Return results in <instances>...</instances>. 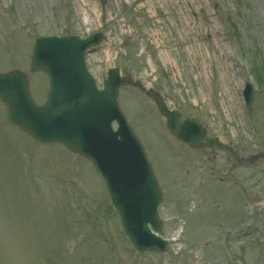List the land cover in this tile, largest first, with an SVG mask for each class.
Returning a JSON list of instances; mask_svg holds the SVG:
<instances>
[{"label": "rangeland", "instance_id": "1", "mask_svg": "<svg viewBox=\"0 0 264 264\" xmlns=\"http://www.w3.org/2000/svg\"><path fill=\"white\" fill-rule=\"evenodd\" d=\"M97 33L106 39L87 64L100 87L119 68L207 137L248 161L264 155V0H0V73H27L43 104L35 35ZM118 100L162 188L169 251L137 254L92 164L35 142L0 102V264H264V159L237 166L228 152L188 148L142 90Z\"/></svg>", "mask_w": 264, "mask_h": 264}, {"label": "water", "instance_id": "2", "mask_svg": "<svg viewBox=\"0 0 264 264\" xmlns=\"http://www.w3.org/2000/svg\"><path fill=\"white\" fill-rule=\"evenodd\" d=\"M103 39L101 34L86 40L74 36L36 38L31 65L33 72H43L50 79L46 103L37 105L27 76L18 70L0 74V99L7 106L10 121L22 131L43 144H62L94 164L138 251L165 253L168 243L154 234L163 229L158 213L163 194L145 150L117 100L122 86L141 85L130 76L121 78L120 70L113 69L109 70L104 89L99 90L86 66L87 52ZM243 94L251 110L254 87L248 83ZM155 98L175 138L191 147L216 145L229 149L217 139L205 144L207 132L198 121L182 122L177 112L169 111L159 96ZM114 123L118 124L116 131Z\"/></svg>", "mask_w": 264, "mask_h": 264}]
</instances>
